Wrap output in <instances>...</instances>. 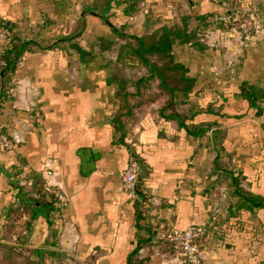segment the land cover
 I'll return each mask as SVG.
<instances>
[{
    "label": "crops",
    "instance_id": "0c3cea01",
    "mask_svg": "<svg viewBox=\"0 0 264 264\" xmlns=\"http://www.w3.org/2000/svg\"><path fill=\"white\" fill-rule=\"evenodd\" d=\"M246 1L249 37L213 21L223 0H0L22 42L0 66V241L46 264H188L161 234L194 223L204 264H264V117L241 91L264 103V0ZM185 23L197 43L174 48L194 86L172 97L127 35ZM131 153L141 204L121 180ZM36 175L67 204L24 208Z\"/></svg>",
    "mask_w": 264,
    "mask_h": 264
},
{
    "label": "trees",
    "instance_id": "16d2710c",
    "mask_svg": "<svg viewBox=\"0 0 264 264\" xmlns=\"http://www.w3.org/2000/svg\"><path fill=\"white\" fill-rule=\"evenodd\" d=\"M213 21L224 24L222 21ZM207 23V22H206ZM230 25V24H229ZM197 37L195 30L190 28L186 23L180 25H163L162 28L156 29L152 32H147L141 35H127V49L131 52L132 56L138 60V64L146 68V71L151 76L159 78V86L162 90L167 91L174 97L175 92L180 91V95H187L194 86L195 78L187 74V65L179 59L175 52L174 46L177 44L197 43L192 41ZM22 42H20L14 33V39L1 52V72L12 68L16 64L17 56L20 54ZM242 94L250 100L251 105L255 106L256 113L262 115L264 110V103L254 99L252 94H248L247 87L242 86ZM264 117V116H263ZM181 124L188 125L185 122V115L178 116ZM190 131L203 133L205 127L193 126ZM34 189L28 191L23 190L24 186L19 185L21 202H25L26 209H33V205L37 200H43L47 195L44 190V182L36 175L34 177ZM141 194V193H140ZM49 195V194H48ZM141 196V195H139ZM55 202L54 198L51 197ZM45 200V198H44ZM253 206L262 204V198L256 195H248L243 197V201ZM22 245L18 243H6L0 241V264H46V256L42 250H39L36 258L24 253Z\"/></svg>",
    "mask_w": 264,
    "mask_h": 264
},
{
    "label": "built area",
    "instance_id": "2783aa9c",
    "mask_svg": "<svg viewBox=\"0 0 264 264\" xmlns=\"http://www.w3.org/2000/svg\"><path fill=\"white\" fill-rule=\"evenodd\" d=\"M226 11L217 14L214 20L222 21L225 24L235 27L237 31L243 36L249 37L256 30L255 20L256 9L253 8L246 0H223ZM14 39V31L7 25L5 20L0 16V40L2 43V50L9 45ZM1 55V52H0ZM1 58V57H0ZM4 63V61H2ZM264 116V110L262 112ZM0 141L4 147L11 146V139L7 138L5 133L0 130ZM143 163L139 158L131 153L130 161L126 168L121 171V180L123 181V188L128 194V197L133 201L141 204L140 189L142 184ZM44 190L50 197L58 202L59 206H65L68 202L64 190L51 182L44 181ZM197 227L193 223H189L185 227H171L167 233L161 234L165 241L173 242L181 255L185 258L188 264H204L203 258L200 254L199 242L197 240ZM13 241L17 242L19 235L16 232L13 234Z\"/></svg>",
    "mask_w": 264,
    "mask_h": 264
}]
</instances>
